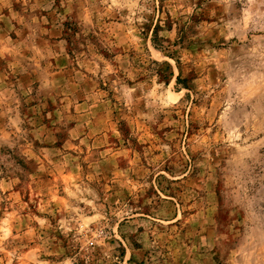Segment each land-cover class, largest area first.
Here are the masks:
<instances>
[{
  "label": "rangeland",
  "instance_id": "374dc122",
  "mask_svg": "<svg viewBox=\"0 0 264 264\" xmlns=\"http://www.w3.org/2000/svg\"><path fill=\"white\" fill-rule=\"evenodd\" d=\"M0 264H264V0H0Z\"/></svg>",
  "mask_w": 264,
  "mask_h": 264
},
{
  "label": "built area",
  "instance_id": "2783aa9c",
  "mask_svg": "<svg viewBox=\"0 0 264 264\" xmlns=\"http://www.w3.org/2000/svg\"><path fill=\"white\" fill-rule=\"evenodd\" d=\"M90 244H92V243H90Z\"/></svg>",
  "mask_w": 264,
  "mask_h": 264
}]
</instances>
